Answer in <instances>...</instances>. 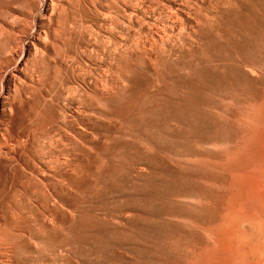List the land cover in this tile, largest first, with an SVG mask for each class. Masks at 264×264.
Here are the masks:
<instances>
[{
    "label": "rangeland",
    "instance_id": "374dc122",
    "mask_svg": "<svg viewBox=\"0 0 264 264\" xmlns=\"http://www.w3.org/2000/svg\"><path fill=\"white\" fill-rule=\"evenodd\" d=\"M262 28L264 0H0V264H264V48L221 77Z\"/></svg>",
    "mask_w": 264,
    "mask_h": 264
},
{
    "label": "bare ground",
    "instance_id": "6f19581e",
    "mask_svg": "<svg viewBox=\"0 0 264 264\" xmlns=\"http://www.w3.org/2000/svg\"><path fill=\"white\" fill-rule=\"evenodd\" d=\"M258 39L256 40H250L249 38H243L240 42L233 44L234 49V57L232 58L233 61L238 63L239 67L236 69H230L228 72L221 76L222 81H224L229 87L239 88L241 86V83L245 79V77L242 75L241 78H235L232 77V71L240 73V66L242 67H250L252 69H257L259 64L262 61V58L259 56V52L263 51L264 48V28L259 31ZM224 35V34H223ZM242 37V36H241ZM232 42V41H231ZM262 55V53L260 54ZM228 57V56H227ZM201 58V57H200ZM227 61V59L222 58L220 56L214 57L210 62L214 63H223ZM230 65V64H229ZM219 68V67H218ZM199 70V69H198ZM204 74V78L203 77ZM201 73V80L199 81V85L201 88H216L215 83L213 82V78H209V76L213 77H220L219 74H213L211 71H205L204 73ZM196 92V91H195ZM195 94V93H194ZM204 95V94H203ZM206 95V94H205ZM189 110V109H188ZM170 112V111H169ZM141 113V112H139ZM142 114V113H141ZM166 114V113H165ZM160 115V114H159ZM160 117V116H159ZM158 118V117H157ZM157 122V121H156ZM155 123V121H154ZM194 125V124H193ZM149 127V126H148ZM159 129V128H158ZM203 133V132H202ZM204 135V133H203ZM200 141L203 144V142H206L209 140L207 136L200 137ZM217 139V138H216ZM199 141V140H198ZM199 141V143H200ZM211 142V141H210ZM178 145V144H177ZM206 145V144H205ZM166 146V145H165ZM168 146V145H167ZM166 146V147H167ZM192 146V145H191ZM197 147V146H196ZM178 149V148H177ZM202 163V162H201ZM205 163V162H204ZM200 164V163H199ZM214 164V163H213ZM207 165V163H205ZM206 168V167H205ZM189 172V171H188ZM196 178V177H195ZM204 189V188H203ZM157 190V189H156ZM179 194V191L178 193ZM193 202V201H192ZM154 204V203H153ZM151 206V205H150ZM153 206V205H152ZM153 213V212H152ZM183 213V212H181ZM195 221V220H194ZM181 222V221H180ZM200 224V223H199ZM156 232V230H155ZM161 235V233H160ZM163 235V234H162ZM164 236V235H163ZM161 240V239H160ZM38 257V256H37ZM37 259V258H36ZM47 262V261H46Z\"/></svg>",
    "mask_w": 264,
    "mask_h": 264
}]
</instances>
